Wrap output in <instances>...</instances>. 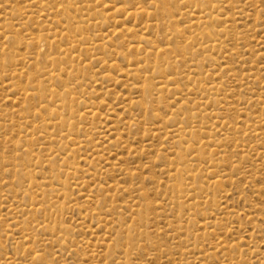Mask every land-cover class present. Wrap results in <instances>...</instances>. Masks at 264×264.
<instances>
[{
  "label": "rangeland",
  "instance_id": "1",
  "mask_svg": "<svg viewBox=\"0 0 264 264\" xmlns=\"http://www.w3.org/2000/svg\"><path fill=\"white\" fill-rule=\"evenodd\" d=\"M0 264H264V0H0Z\"/></svg>",
  "mask_w": 264,
  "mask_h": 264
},
{
  "label": "bare ground",
  "instance_id": "2",
  "mask_svg": "<svg viewBox=\"0 0 264 264\" xmlns=\"http://www.w3.org/2000/svg\"><path fill=\"white\" fill-rule=\"evenodd\" d=\"M78 1V0H77ZM75 3H77L76 1H75ZM74 3V4H75ZM79 3V2H78ZM176 4V3H175ZM86 5V4H85ZM51 8V7H50ZM141 8V7H140ZM18 10V9H17ZM20 11V10H19ZM31 11V10H30ZM47 11V10H46ZM45 13H43V16H45L44 15ZM95 14V13H94ZM65 15H67V14H65ZM73 16V15H72ZM70 17V16H69ZM172 17V16H171ZM173 18V17H172ZM232 18V17H231ZM216 18H214V20H215ZM43 20V19H42ZM72 20V19H71ZM77 20V19H76ZM66 22V21H65ZM71 22V21H70ZM44 23H45V21H44ZM60 23V22H59ZM84 23V22H83ZM69 24V23H68ZM49 25V24H48ZM61 25V24H60ZM71 25V24H70ZM205 25V24H204ZM81 26V25H80ZM69 27V26H68ZM198 27V26H197ZM83 28V27H82ZM66 29V28H65ZM73 30V29H72ZM192 30V29H191ZM210 30V29H209ZM75 31V30H74ZM136 31V30H135ZM175 31V30H174ZM73 32V31H72ZM83 31H81L80 33H82ZM212 31H208V30H206V33L208 34V35H210V33H211ZM77 33V32H76ZM82 35V34H81ZM75 36V35H74ZM88 36V35H87ZM90 36V35H89ZM205 36V35H204ZM214 36V35H213ZM63 37V36H62ZM177 37V36H176ZM40 38V37H39ZM77 39V38H76ZM79 39V38H78ZM95 39V38H94ZM48 40V39H47ZM80 40V39H79ZM82 40V39H81ZM85 40V39H84ZM83 41V40H82ZM88 41V40H87ZM42 42V41H41ZM77 43H78V41H76ZM84 42V41H83ZM48 43V42H47ZM50 43V42H49ZM63 43V42H62ZM76 43V44H77ZM84 44H86V43H84ZM73 45V44H72ZM81 45V44H80ZM213 45V44H212ZM215 45V44H214ZM173 46V45H172ZM123 47V46H122ZM45 48V47H44ZM47 48H48V46H47ZM49 49V48H48ZM50 50V49H49ZM48 51V50H47ZM65 52V51H64ZM51 54V53H50ZM52 55H55V54H52ZM163 55H165L164 53H163ZM56 56V55H55ZM147 57V56H146ZM49 58V57H48ZM152 58V57H151ZM160 58V57H159ZM53 60H55V59H53ZM66 60V59H65ZM26 62V61H25ZM49 62V61H48ZM51 62V61H50ZM49 62V63H50ZM56 63H57V65H58V62H59V60L58 61H55ZM167 62V61H166ZM55 63V64H56ZM84 63V62H83ZM13 64V63H12ZM148 64V63H147ZM71 66V65H70ZM46 67V66H45ZM155 67V66H154ZM158 67V66H157ZM156 67V68H157ZM53 68V67H52ZM61 68V67H60ZM66 68V67H65ZM70 68V67H69ZM44 69V68H43ZM63 69V68H62ZM60 70V69H59ZM136 70V69H135ZM45 71H46V69H45ZM58 72H60V71H58ZM72 72V71H71ZM75 72V71H74ZM131 72V71H130ZM135 72V71H134ZM47 73V72H46ZM73 73V72H72ZM43 74V73H42ZM62 74V73H61ZM146 74V73H145ZM37 76V75H36ZM43 76V75H42ZM45 76V75H44ZM48 76V75H47ZM60 75H58V77H59ZM75 76V75H74ZM73 76V77H74ZM62 76H60L59 78H61ZM41 78V77H40ZM53 78V77H52ZM58 80V79H57ZM61 83V82H60ZM62 88V87H61ZM51 90H53V89H51ZM57 90V89H56ZM63 91V90H62ZM147 91V90H146ZM143 92V91H142ZM102 93V92H101ZM144 95V94H143ZM229 95V94H228ZM59 96V95H58ZM60 97V96H59ZM60 99V98H59ZM54 100V99H53ZM56 101V100H55ZM231 102H232V100H231ZM98 107V106H97ZM43 108V107H42ZM162 116V115H161ZM131 124V123H130ZM179 128V127H178ZM65 208V207H64Z\"/></svg>",
  "mask_w": 264,
  "mask_h": 264
}]
</instances>
